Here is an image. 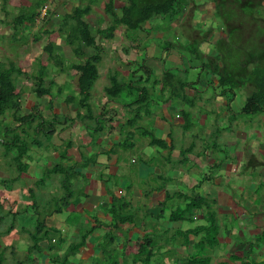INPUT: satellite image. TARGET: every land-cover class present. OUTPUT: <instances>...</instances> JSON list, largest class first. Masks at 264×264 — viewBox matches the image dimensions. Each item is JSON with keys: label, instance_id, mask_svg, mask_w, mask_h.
<instances>
[{"label": "crops", "instance_id": "crops-1", "mask_svg": "<svg viewBox=\"0 0 264 264\" xmlns=\"http://www.w3.org/2000/svg\"><path fill=\"white\" fill-rule=\"evenodd\" d=\"M102 1L104 6L107 0ZM127 1L114 0L119 17ZM237 1L245 5L246 0ZM222 4L234 9L229 17L222 12ZM236 4L234 0H186L180 14L168 23L157 17L136 30L118 26L114 37L105 39V42L117 40L115 45L106 43L109 55H104L107 52L104 43L97 42L103 47L97 80L101 83L93 91L91 101L94 106L104 105L105 111L108 110L105 120L113 119L109 121L110 126L102 125V130L97 132L99 137L89 134L96 123L90 129L83 123H72L70 130L76 136L74 141L70 140L73 146L67 164L74 165L79 178L74 185L82 193L76 195V202L65 212L47 219L51 227L59 228L64 243L67 241L66 250L79 240L82 226L91 229L84 245L69 259L70 264H147L148 257H151L149 264L185 261L197 254V244L206 233L198 230L208 226L206 218L211 211L215 214L219 239L216 249L208 251L210 264H264V200H261L264 199V127L250 128V123L247 126L237 123L241 113L262 116L263 111L255 114L245 108L255 90L254 84H248V96L238 102L240 91L237 89L243 83L235 82L234 77L239 73L232 67L233 62L225 61L222 53L229 36L237 39L238 47L253 45L255 40L260 42L259 26L253 20V23L244 22L243 30L239 28L234 18L239 10ZM146 30H149L148 38L142 35ZM231 30L233 34H226ZM134 38L140 44L148 41L142 58L131 44ZM192 42L197 49L189 47ZM131 48L135 51L130 52ZM260 49L255 50L256 54L252 49L247 53L259 61ZM118 54L121 56L116 57ZM90 56L85 53L83 58ZM168 61L172 64L170 67ZM138 65L145 78L124 86L118 73L131 76L133 67ZM142 67L150 73L141 70ZM69 71L72 77L69 74L67 77L66 72L63 74L66 80L72 78L76 86L78 76ZM178 74L186 76V80ZM153 75L156 78L151 88L162 99L152 114L146 106L151 91H148V82L143 81ZM114 79L123 86L111 100L105 89L114 84ZM132 82L142 89L133 87ZM236 105L240 111L234 110ZM126 116L130 117L118 123ZM133 118L140 123H132ZM147 121H152L151 131H144L140 125ZM137 125L139 131L134 134L131 131ZM153 132L160 140L156 145L150 138ZM136 135L143 140L134 141ZM122 138L130 140L126 147L131 150L138 147L140 154L129 153L121 161L119 153L112 150ZM53 155L59 162L58 153L55 151ZM246 164L249 165L247 172L243 168ZM137 179L138 187L133 186ZM195 196L205 198L203 204L196 202L203 207L181 220L175 213ZM72 215L79 219L72 221ZM107 219L109 231L102 234L103 222ZM164 236L171 247L177 246L170 260L162 257L169 250L168 244L161 242ZM62 252V247L59 251L46 250L29 264H55L54 259L63 256Z\"/></svg>", "mask_w": 264, "mask_h": 264}, {"label": "rangeland", "instance_id": "rangeland-1", "mask_svg": "<svg viewBox=\"0 0 264 264\" xmlns=\"http://www.w3.org/2000/svg\"><path fill=\"white\" fill-rule=\"evenodd\" d=\"M96 2L97 3H94L92 5L93 8L92 12L87 16H85L83 19L91 27V32L96 37L98 44H100L101 41L104 43V47L105 49H107V52L104 53V55L106 56L109 55L108 54L109 46H107L106 43L108 45L110 44L115 45L117 40L113 39V40H107V42H105L106 40L101 36V34H99V30L108 27L111 24V21L109 20V17L105 13L103 1L97 0ZM234 2L237 3L236 8L239 9L238 17L236 18V22H235L239 28L243 30L244 22L253 23L254 17L257 18V21L260 20L259 21L260 23L259 22L258 23L261 26H264V0H255V2L253 3L258 4V6L255 7L249 4L241 5L240 3H238L237 0H234ZM33 3L45 4L41 10V16H43L44 19H40L38 22L34 23L31 26L24 27L23 34L22 33L15 34L16 32L13 28V25H11L13 18L16 15H19L21 12H25L26 8L31 7ZM89 3L90 0H6V2L4 0H0V61H3L6 64L13 62L19 65L20 67H23L26 70L25 74L22 76V78L19 80L18 83L19 88H21V90L23 91L21 113L24 115L29 114L34 107L39 106L38 111H40V113L44 116L45 119L50 120L53 119V117H55L54 119L57 120V123H59L57 125H54L56 132L51 136L45 135L44 132L45 130L40 135H37L30 132L28 130L29 127L26 126L23 127L25 128V130L28 131V135H27L28 137L26 138L27 142H33L37 140L40 142L39 145L41 147L38 148L33 147V149L29 154L30 156L29 155L26 156L28 162V173L26 174L23 173V175H21L19 180L16 182L11 181L14 177L18 176V173L15 170V166L10 164L9 158L5 156V148L0 145V260L4 259L3 264H15L19 261L25 260V257L27 256V249L31 244V240H30V234L28 233V231L24 229L30 228L31 230H33L38 216H40L43 219L47 213L61 206L63 202L60 201V198L62 197L61 196L62 192L60 191V189L55 187V182L57 183L60 182V176L48 175V169L54 167L55 164L57 163L56 156L53 155L54 152L56 151L60 156L59 152L62 150L64 151L67 148L66 147L67 143L72 139H73L72 141H74V138L76 136V134L70 130L72 126V121L70 120L67 121L66 124L68 126L64 123L62 124V122L65 120L64 115L66 116H69V114L76 115V112L74 110L78 108L77 104H71L72 107L71 109L70 106H66L65 104L64 99L66 95L67 94L72 95L74 91L71 90H73V88L75 87V81L72 80V78L66 80L65 74H67V77L68 74L69 77H72V73L71 71H69L70 68L67 67L68 66L70 67V65L78 62H83L85 58L81 56L80 57L77 56L73 52L71 47L65 44L64 37L66 33L62 31V33L59 35L58 32H54L56 34L51 35V37L55 40V50L59 56L58 59H60L61 65L60 66L56 65L54 61H50L49 59L46 60L48 58V55L45 48L48 44V41L51 38L48 34H46L45 31L46 30L55 31L61 28L62 25L68 24L69 22L72 21L71 16L73 15L76 7L78 6L84 7ZM120 4L121 3L118 2L117 7H119ZM241 9H243L244 12ZM221 10L225 14V16L228 17L232 14L231 11H234V9L230 10L226 8L224 4L221 5ZM30 11H32V9ZM250 12H252V14H247ZM249 15L251 17H249ZM245 18H249V21L246 20ZM165 20L167 23L169 22L168 18H165ZM148 31L146 30L145 33L142 34L143 37L148 38ZM234 32H236V30ZM130 34H134V32L130 31ZM200 34L202 35L201 31ZM226 34L228 35L233 34V31L231 30L230 33L227 32ZM248 34L249 33H247L246 35ZM259 38H261V36H259ZM228 41L229 42H227L226 44L227 47L225 48V53L224 50L222 52L225 61L233 62L232 67L236 69L239 73L234 77L235 82L239 81L240 83H243V85H245L243 86L241 84V86H239V88L237 89L240 91L238 97L239 98L238 102L240 103L244 101L249 94L248 84L249 85L254 84L253 71L258 63V59H256L255 55L251 56L247 53V51L249 49H252V52L256 54L255 50L257 51L259 50L260 42L256 43L255 40L253 42V45L247 43L246 45L238 47L237 39H233L232 36H229ZM186 42H188V40H186ZM131 44L135 47V49L138 51L139 56L142 58V54L145 51V48L148 46V41L145 40L140 44V40L135 41L134 38ZM162 46H165L164 42L162 43ZM189 47L192 49L193 48L197 49L194 42L190 43ZM82 48L87 56L96 53L95 49L93 48H87L86 46H82ZM135 49L131 48L130 52L135 51ZM111 50L112 49H110V51ZM118 50L122 51L121 48H118ZM119 56L121 55L119 54L116 55V57ZM244 58L245 60H243ZM43 61L47 63V78L45 79V87L51 88L53 95H46L45 97L38 99L36 93L33 91L34 83H35L34 75H36L37 72L40 70V66ZM167 65L170 67L172 64L168 61ZM61 67L64 68L65 70H60ZM139 68H140L139 65L134 66L132 70L133 74L131 76L130 75L124 76L126 75L125 73L123 74L120 73L122 75L120 76V74L118 73V76L120 77V81L124 83V86H126L131 81H136L139 78L142 79L145 78L146 75L142 71H140ZM63 72L66 73L63 74ZM102 72H104V70ZM112 73L114 74L115 71L113 70ZM259 75H260L259 73H256L255 77L258 78ZM178 76L182 80H186V76L182 74H178ZM154 78H156L155 75L149 77L148 81H146L147 79L143 81L144 83L148 82L146 85L148 86V91L149 90L151 91V96L149 97L148 99L149 101L146 106L150 111H152V114L155 111H157L158 108L157 105L162 99V97L157 96L151 88V84L153 83ZM98 83H101V80H99V82L98 81L96 82L93 91L95 89L98 90V88L100 87V84ZM61 87H63L62 89L63 93L62 91L61 93L58 92V88ZM94 105L95 104L92 101L91 106L92 109L94 110L95 119L90 120L88 124L93 126L96 125L95 123H103V125L106 127L110 126L111 123L108 120H105L104 117L105 116L104 105H101L100 107ZM65 110L67 113H65ZM234 110L240 111L238 105H236ZM106 111L108 110L106 109ZM83 114L87 115L88 109H84ZM96 116L98 117L100 116L101 118L96 120ZM130 116L133 117L134 114H131ZM130 116H126L125 119H119L118 123H124ZM237 117H238L237 123H239L242 126L245 124L247 126V123H250L248 124L250 128L255 127L259 129L264 127V111L262 113V116H258V115L253 116L251 113L250 114L241 113ZM136 118L137 117H135V119ZM98 120L99 122H97ZM137 120L136 123L139 124L140 121ZM6 121L11 123L12 121L11 117H7ZM39 121L40 119H38L36 122L38 123ZM76 122L78 123L79 121L76 120L74 123ZM146 123L147 124H140V125L142 126L144 131L145 130L151 131L153 127L152 121H147ZM50 125L52 124H50L49 122L45 123L43 128H50ZM138 126L139 125L135 126V128L131 132L132 133L134 132V134L138 133L139 131L137 130ZM23 128L17 130V132L20 133V136H24L22 134ZM94 128L95 127H93L92 130H89V134L90 135L92 134L95 137H99L100 134L97 133L98 130L95 131ZM198 130L199 129H196V132H198ZM148 138L149 137H147V139ZM125 139L126 138H122L121 140H118V142L116 141L117 143L114 145L112 150L115 153H119L118 155L120 156L119 158L121 159V161L124 158H128L129 153L134 152L136 156L140 154V149H138V147H135L132 150L126 147L127 145L126 142L127 141L130 142V140L125 141ZM138 139L139 141L143 140L142 137L137 135L134 137L133 140L138 141ZM77 143L78 142H76L75 144L77 145ZM90 144H92V142H90ZM64 165L67 166L66 161ZM248 166H249L248 164L243 166L246 172L249 170ZM74 174H76V170ZM77 179H79L78 176L74 175V179L72 180L73 185H74V181H77ZM40 180L45 181L43 185L41 184L37 185ZM139 182H140L139 179H137V182L133 186L138 187ZM73 188L76 191L75 195L82 193V191L79 190L78 188H75L74 186ZM30 189H34L35 192L34 200L37 201V205L35 207L37 209L32 205L33 200L31 199V193L29 191ZM116 204L117 202L114 205ZM14 212L19 213L17 218L13 217L12 214ZM88 214L92 215L95 213L93 212ZM56 217L61 218L60 216H56ZM78 217L79 216L77 215H72L71 220L74 221L76 218L77 221L79 219ZM105 221L107 222H103L104 224L101 229L102 234L109 231V229H107L109 226L108 225L109 220L107 219ZM13 224L14 226H12ZM85 228H87L86 225ZM217 238L219 239V236ZM180 241L177 242V244H180ZM161 242L165 245L168 244L167 236H164ZM64 244H67V241L61 245L63 248V252H62L63 256L59 255L60 262H62L65 254L67 253L66 246L64 247ZM170 245L169 244L167 245L169 247L167 249L169 250H166L167 253L164 254V256H162L163 258H167L168 260H170L173 254V250H177L176 249L177 246L173 248ZM151 246L154 247V243ZM156 248L157 247L155 246L153 251L154 253L157 252ZM215 249L216 246L213 248V251ZM69 261L64 264H70Z\"/></svg>", "mask_w": 264, "mask_h": 264}, {"label": "trees", "instance_id": "trees-1", "mask_svg": "<svg viewBox=\"0 0 264 264\" xmlns=\"http://www.w3.org/2000/svg\"><path fill=\"white\" fill-rule=\"evenodd\" d=\"M4 1L6 2V0ZM185 1L186 0H128L127 3H125V6L122 7V13L119 17L116 12L114 0H107L104 5V10L106 15L111 18V24L107 28L99 30V34H101L104 39H111L114 37L116 28L118 26L123 25L128 30H136L143 24L150 22L157 17L164 19L168 18L169 21H172L177 15L180 14ZM95 2L96 0H90V3L84 7H76L73 15L71 16L72 21L68 24L62 25L61 28L55 31H45L46 34H48L51 38H49L50 40L48 41V44L45 48L48 55L47 60L49 59L50 61H54L56 65L60 66L61 61L58 59L59 56L55 50V40L51 37V35L56 34L54 32H58V35L61 34L62 31L66 33L64 37L65 44L70 46L77 56H85V51L83 50L82 46L93 48L96 51L95 54L86 58L83 62H78L71 65L70 69L73 70L74 75L78 76V82L75 86V90H73L74 93L72 95H67L64 99L66 106L77 104L78 108L75 111L76 115H71L68 113L69 116H64L66 119L62 123L67 122L68 120L74 123L77 120L80 123L85 124V126L89 129L92 128V126L89 125L88 122L95 119L94 110L91 106V99L93 95V88L99 77L98 63H100L101 60V51L103 47L97 45L96 37L92 35L89 24L85 22L83 18L92 12V5ZM253 2H255V0H246L245 4H249L253 7L258 6V4ZM44 5V3H33L31 7L26 8L25 12H21L19 15H16L11 23L16 32L15 34H23L24 27L31 26L40 19H44L43 16H41V10ZM31 9L32 11H30ZM247 14H252V12ZM237 17L238 15H236L234 18L236 19ZM254 20V23H257L259 26L258 39L260 40L261 49L259 61L253 71L255 90L248 97L245 108H247V111L256 114L264 111V26L259 24L260 20L257 21L256 17H254ZM259 36H261V38H259ZM60 70H63V68L61 67ZM141 70H147L148 74L150 73V70L146 69V67H142ZM25 72L26 70L23 67H20L13 62L6 64L3 61H0V145L5 148V156L9 158L10 164L15 166V170L18 173V176L11 180L12 182L18 181L23 173H28V162L26 156L30 154L33 147H41L39 145L40 142L37 140L33 142H27L26 138L28 137V131L23 127H29L28 130L37 135H40L45 130V135L51 136L56 132L54 125L59 124L57 123V120L54 119L55 117L50 120L45 119L40 111H38L39 106L34 107L29 114L24 115L21 113L23 91L21 88H19L18 83ZM220 72H223V69L220 70ZM256 73L260 74L258 78L255 77ZM46 78L47 63L42 62L40 70L36 75H34L35 83L33 91L36 93L38 99H41L52 93L51 88L45 87ZM223 82L224 79H221V84H223ZM122 86V83H117L115 80L111 87L105 89L107 91L106 93L109 96H112L110 97L111 100L117 96ZM132 86L142 89L141 85H135L134 82H132ZM231 90L233 89L231 88ZM58 92H61L60 88H58ZM82 109H88V114H83ZM106 114H108L107 111L104 112V115ZM7 117H11V123L6 121ZM99 118L101 117L96 116V120ZM38 119H40L41 122L39 121L37 123L36 121ZM112 119L113 117H110L106 120L112 121ZM48 122L52 124L50 125V128H43L45 123ZM97 122H99V120ZM131 122L136 123V120L133 118L131 119ZM96 124L97 126L95 129L98 131L100 129L102 130L103 123ZM20 128H23L22 134L24 136H20V133L17 132V130ZM151 138L154 142V145L157 144H155V142H160V140L156 139L154 132L151 135ZM66 147L67 148L64 151L60 152V162H57L54 167L48 169V175L60 176V182H55V187L60 189L62 192L60 201L63 202L61 206L47 213L43 219L38 216L33 230L30 228L24 229L30 234L31 244L27 249V256L25 257V260L19 261L15 264H29L35 262L37 259L35 257H41L46 250L50 252L59 251V249L62 247L61 245L64 243V239L61 238L59 228L51 227L47 223V219L53 217L54 215L62 214L67 210L71 203H75L77 199V196L75 195L76 191L73 188L75 185H73L72 182L74 175H77V173L74 174L75 167L74 165L69 164H67V166L64 165L65 161L67 162V160L70 159L68 154L70 148L72 147V142L69 141ZM44 182V180H40L37 185H43ZM29 191L31 193V199L33 200L32 205L35 207L37 205V201L34 200V189H30ZM199 201L201 204H203V202H205V198L203 196H195L194 199H188L186 205L175 213L176 216L181 217V220L189 218L195 209L200 210L203 207L202 205L198 206L196 202ZM207 208L209 210L211 207L208 205ZM18 214V212H14L12 215L14 218H17ZM206 219L208 226H204L198 230L200 232H206L207 234H205V236L199 240L196 248L197 254L188 257L185 261L181 260L176 264H210L211 258L207 254L210 249H213L218 244V239L216 237L218 227L215 222V214L212 211L208 213ZM12 226H14V224ZM82 227L79 240L68 246L67 253L62 260L63 263L59 261V256H57L56 259H54L55 264L67 263L71 256L76 254L84 245L86 238L92 231L91 229ZM36 252L38 253V256H35ZM150 259L151 257H148L145 262L149 264ZM3 262L4 259L0 260V264H3Z\"/></svg>", "mask_w": 264, "mask_h": 264}]
</instances>
